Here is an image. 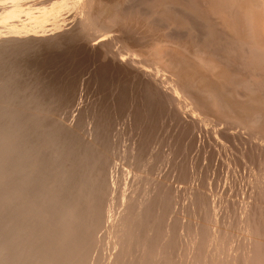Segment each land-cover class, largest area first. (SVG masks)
I'll use <instances>...</instances> for the list:
<instances>
[{
  "label": "bare ground",
  "instance_id": "bare-ground-1",
  "mask_svg": "<svg viewBox=\"0 0 264 264\" xmlns=\"http://www.w3.org/2000/svg\"><path fill=\"white\" fill-rule=\"evenodd\" d=\"M0 264H264V0H0Z\"/></svg>",
  "mask_w": 264,
  "mask_h": 264
},
{
  "label": "rangeland",
  "instance_id": "rangeland-1",
  "mask_svg": "<svg viewBox=\"0 0 264 264\" xmlns=\"http://www.w3.org/2000/svg\"><path fill=\"white\" fill-rule=\"evenodd\" d=\"M174 32V31H173ZM173 32H169L168 34H173ZM144 58L146 57L147 59L148 58H150V57H152V56H148L147 57V54H145L144 53V56H143ZM145 58V59H146ZM151 59V58H150ZM150 61V60H149ZM150 62H152V60L150 61ZM97 66L98 65H94V67H96L97 68ZM95 68V69H96ZM91 73L92 74H89V75H91V76H89V75H86V76H88V77H82L81 78V76L79 77V81L77 82V84H79L80 83V88L78 89V90H84L83 92H80L81 93V99L83 98L84 100H82L83 102H82V108H81V112H83L82 114L83 115H86L88 112H90V111H92V109H96V102H98L99 100H102V98H104L103 96H102V91H101V85H100V81L98 80V79H96L95 81H94V70L93 71H91ZM90 77H92L91 79H90ZM84 79H85V82H84ZM123 80V78L122 77H120V80ZM121 80V81H122ZM97 81H98V84H97ZM82 83V84H81ZM87 85H86V84ZM93 83V84H92ZM68 84H69V82L66 84V87L68 88V90L69 91H67L66 93H65V97L64 96H62V98L60 97V99H63V97H64V99H63V101H65L66 100V97L67 96H70V93L72 92V90H73V87H71V85L72 84H70L69 86H68ZM110 84V83H109ZM85 85V86H84ZM98 85H100V86H98ZM77 86V85H76ZM95 90H96V92L99 94H94V92H95ZM78 92V91H77ZM95 92V93H96ZM88 93V94H87ZM92 93V94H91ZM67 94V95H66ZM79 94V93H78ZM109 94H110V92L108 93V95H107V97L109 96ZM82 95H84V96H82ZM93 96V97H92ZM100 96V97H99ZM102 96V97H101ZM114 96V95H113ZM68 98V97H67ZM93 99V100H92ZM111 99H112V101L114 102V100H113V98L111 97ZM85 100H86V102H87V105H86V103H85ZM62 100H60V102H62V103H64ZM95 102V103H94ZM85 103V104H84ZM92 103V104H91ZM90 105H92V107H90ZM95 105V106H94ZM94 107V108H93ZM85 109V110H84ZM87 109V110H86ZM118 111V110H117ZM85 112H87V113H85ZM119 112V111H118ZM117 112H115L114 114L116 115V118L118 117L119 118V116H120V114L119 113H117ZM78 116V115H77ZM76 116V117H77ZM129 124V125H128ZM128 126L126 125L125 127L124 126H120V129H122V134H124V135H122L121 136V138H120V143H119V147L121 146V147H125L126 145V139H127V136L126 135H128L129 134V132H132L133 131V128H132V125H131V123H129L128 122ZM130 126V128L129 129H127L128 127ZM126 130V131H125ZM130 130V131H129ZM124 132V133H123ZM171 132V133H170ZM126 133V134H125ZM169 133L170 134H167V136H166V141H167V144H174V142L176 141V140H178V136H179V130H177V129H174V130H169ZM123 136H125V137H123ZM197 135H196V139L194 140V138H193V141L191 140V139H188L185 143H182L183 141H181V140H179L178 141V143L179 144H175L174 146L175 147H182V152L186 155V156H183L184 158H185V160H186V162L184 161V158L182 159V162H183V164H186L187 165V168H188V171L190 172L192 169H194V170H192L191 172H193V173H195L196 172V175H197V173H198V177H199V181H200V179L203 177V175H206L207 174V177H214V172H213V175L211 176V174H212V172L210 171L209 173H208V170H209V160H207V158L205 157V155H204V157H201V155L203 156V154H204V150H205V148H204V140L201 138V137H199L198 139H197ZM169 138H171V140H169ZM168 139V140H167ZM172 140H173V142H172ZM197 140H199V141H197ZM170 141V142H169ZM189 141V142H188ZM192 141V142H191ZM194 141H195V143H194ZM169 142V143H168ZM191 142V143H190ZM187 143V144H186ZM193 143H194V145H193ZM197 143V144H196ZM203 143V144H202ZM172 144V145H173ZM203 146H202V145ZM182 145V146H181ZM187 145H189L188 147H187ZM202 146V147H201ZM186 147V148H185ZM191 147V148H190ZM184 148V149H183ZM203 148V151L201 150ZM198 149V150H197ZM199 149H200V151H199ZM189 150V151H188ZM192 150V151H191ZM187 151H188V154H187ZM199 151V152H198ZM191 154H190V153ZM192 155L194 156L195 155V157H192ZM202 158H205L206 160H204V159H202ZM189 159H191V160H189ZM187 160H188V164H187ZM189 161H190V163H189ZM196 161H198V162H196ZM185 162V163H184ZM200 162H201V165H199L200 164ZM195 163L198 165H195ZM203 164V165H202ZM193 165V166H192ZM195 165V166H194ZM207 165V166H206ZM189 166V167H188ZM197 166V167H196ZM200 166H201V168H200ZM205 166V168H203ZM191 168V169H190ZM198 168H200V169H198ZM208 168V169H207ZM204 171H202V170ZM196 170V171H195ZM198 171V172H197ZM205 171H207V173L205 172ZM202 174V175H201ZM197 185H198V183L196 184V186H193L194 188H197ZM199 186H200V184L198 185V188H199Z\"/></svg>",
  "mask_w": 264,
  "mask_h": 264
}]
</instances>
